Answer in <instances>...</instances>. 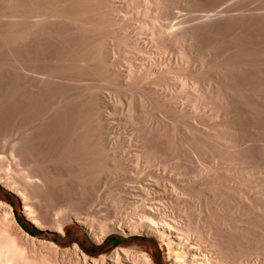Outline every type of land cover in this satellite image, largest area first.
Instances as JSON below:
<instances>
[{"label":"rangeland","instance_id":"obj_1","mask_svg":"<svg viewBox=\"0 0 264 264\" xmlns=\"http://www.w3.org/2000/svg\"><path fill=\"white\" fill-rule=\"evenodd\" d=\"M28 1L31 3L44 4L42 0ZM111 1L112 2L109 0L111 5L112 3L114 4L112 5L114 6L113 8L117 7V9L110 10V13H113H111V15L108 14V16L109 18L112 16L110 19H113V21L117 18L116 21H119L120 24L114 25L115 27L111 25L108 26V35H112L110 39H112L113 42L110 39H108L109 42L106 40L104 53L109 49L106 52L109 58L106 57V59L109 62L113 59L112 61H116V64L111 62L112 64L110 63L111 65H108L110 68L108 66L107 68L111 72L119 73L118 75L108 72V69L106 70L108 73H106L104 70L106 67H103V72L100 73V71H98L99 69H97L99 66H96V62H99L94 59L92 62L91 60L89 61L92 68L89 67L90 65H87L88 68L86 65H80V67L73 62L74 59L72 58H75L77 53L78 55L79 52L83 54L84 50V54H88L86 48V43H88V41L86 42V40L88 39L91 41L90 37L93 35H90V32L85 33V31H83L85 34L84 36L81 32L82 30L80 31L74 24L72 26V23L68 21L59 20L61 22L59 23V21L50 20L52 22L49 21L50 23L44 24V28H42L43 31L40 29L32 33L34 36H28L27 39L29 37L31 38L28 39L29 42H26L27 39H23L18 43L16 42L15 44L17 46L13 44L14 46L10 45L9 47L1 43L0 133H2V130L5 131L4 129H11V127L12 129L29 128L25 129L27 134L23 137L25 140L22 139L19 142L20 145H18V149H20L18 150V155H12L9 152L10 149L8 147L10 143H8V139L7 141L3 140L5 141L4 144L0 142V158L4 162L1 166L2 168L0 167V200L6 201L9 204L11 202L12 205H10L13 208L14 217L18 224L22 222L29 229H34V227L37 228L39 232L32 236L40 240L53 241L56 243L59 249L63 251L62 255L65 257V260L73 257L74 252L72 249L73 245L76 243L88 257H98L103 253L108 254L114 247L121 245L150 252L156 264H170L167 255V246L162 240L153 234H146L143 232L136 231L135 233L131 232L130 234H125L119 230H109L108 224H110L111 220L114 221L115 218L112 215L109 217L105 216L107 215L105 213L109 215L111 212V200L114 199L115 196L126 193L125 188L127 187L126 183L128 180L130 181L132 178L131 182H135V184H133V186H135L137 184L136 181L139 183L140 181L143 182L151 180V178H156L157 180L159 179L158 182L156 181L159 184V187L156 186V189L165 193L167 197L166 200H169L168 202L171 201L174 210L176 209L174 214L175 216L177 215V219L181 217L180 214L182 213L178 212V214H176L177 211L188 209L189 211L185 210V212L188 211L189 215H191L189 219H194L196 221L199 219L198 217L204 216L205 220L204 217L200 218V220L202 219L203 223H206L205 227L213 224L210 228L216 230H213L210 235L207 233V235L202 234L207 237L203 238L202 236V239H207V241L201 239V249H203V243L206 246L210 242L211 236L215 233L214 235L216 237H213H222L221 239H216L220 243L219 246L221 245L226 251L229 250L227 252H231L230 254H234L244 260L243 264H264V184H262L264 183V0H160V5L161 3L163 5H159L160 7L155 5L156 8L153 7L154 0H143L144 2L141 0H136V2L134 0L132 2L131 0ZM148 1L150 5L153 3L152 6L149 5L147 7L146 2ZM0 2H2V0H0ZM4 2L3 0L1 4ZM1 4L0 10L1 8L5 9L6 4H4L5 6ZM144 4L148 8L145 7L147 10L142 9L144 8ZM163 6L165 7L164 9H162ZM139 7L142 10L138 9ZM0 23V32L3 30L5 31L10 24L7 20L4 21L3 18L0 19ZM168 25L169 27L171 26L169 29L168 27L166 28ZM151 27L154 28V33L155 31L158 33H151V30L153 31ZM163 28L165 30L168 29L167 31L170 34L167 33V31L163 32ZM109 29L111 31H109ZM161 29H163L162 32L164 35L162 33L159 34ZM63 30H67L68 32ZM123 33L127 40L125 43L119 42L120 38H118L121 35L123 36ZM61 35H63V37ZM152 35L154 37H152ZM160 35L163 36L161 37ZM173 35L175 37H173ZM159 37L161 40L158 39ZM37 38H39V40ZM83 38H85L84 42H82ZM33 41L36 42L33 43ZM80 43L83 45V50L81 49ZM2 46L4 47L2 48ZM75 46L77 47L75 48ZM179 52H181L182 55H180ZM111 53H114V55ZM17 56L19 57L17 58ZM180 56H184L185 58H180ZM68 57L72 58L69 60ZM179 59H182V61L183 59L185 60L182 62ZM179 61L183 64L181 65ZM18 63L23 64V66L26 65V70H20L17 67ZM150 63L153 66L154 64L157 65V67L154 66L157 69L152 66L156 71L154 76L145 78L142 82H134L133 84L130 83L131 81L128 82L126 79V82V80L123 79V77L126 78L128 75L131 69L130 67H135V70L143 71ZM177 64L180 66L179 70ZM183 65L184 67L186 66L185 68L187 69H184ZM142 66L143 69H140ZM76 67L78 68L77 70H75ZM160 69L161 71L158 72ZM167 69L170 71L167 72ZM33 70L35 72H33ZM88 70L92 72L90 73ZM162 70H164L166 74ZM180 70H185L187 74L185 71ZM40 71L51 72L55 74V76L46 77L45 73H43L45 76L43 74L40 75L41 73L37 74ZM66 71L68 72L67 75ZM58 72H60V74ZM69 72L70 74L74 73V75L71 74V76ZM161 72L162 78L166 79L165 82H163L161 81L163 79L160 78L161 75L160 77L157 76L159 77L158 79H161L160 82H162L158 84L160 82H158L159 80L155 78V76ZM57 73L59 74V78L57 77L58 79L55 78L56 75H58ZM99 73L103 74L104 78L106 76V80L102 77L103 75ZM114 74L116 75L115 77ZM63 75L68 78H63ZM181 75L190 76L189 78L186 76V84L183 83L184 79ZM41 76L43 78H41ZM177 76H181L180 79H182L183 86L181 85L182 83H179L180 80H178L179 78ZM69 77L71 79L78 78L71 80ZM153 78H155L154 81H152ZM86 84L88 86L96 84L101 86L98 87V85H96V88L93 87V89L87 91L86 88H83L87 86ZM98 88L99 91H95L98 90ZM60 89L63 90V92H61ZM83 89L87 91V93L92 91L93 94L89 92L88 95ZM168 93L169 96L167 100L171 101L165 102V96L168 95ZM201 94L202 96H200ZM92 96L94 97L92 98ZM95 97L101 99L98 100ZM95 99L98 100V102L104 101L101 102L103 104L99 102L102 105V109L98 108L97 110L95 106H92L97 105ZM159 99L164 102L165 105H162L163 103L159 101ZM167 103L172 106L169 107V105H166ZM177 106L179 108H177ZM163 108L166 109V112H164L165 110ZM93 109L94 111L97 110V112L103 110L98 112L99 115L101 112L103 114V116L100 115L103 117L100 125L96 123L95 120L92 121V119H94L91 117L92 114L97 113L96 111L92 112ZM181 109L183 110L182 112ZM87 112L91 113V116H89ZM84 116L86 117L85 120ZM89 122L92 124H87ZM93 122L96 123L97 126H95V124L93 125ZM87 125L93 126V131L91 126H88L87 129L81 128ZM222 126H224V128ZM89 127L91 129L88 130ZM77 129L78 135L76 134ZM80 130H83V133L88 130L89 134H93L90 135V140H92V142L95 139H97V142H100L98 139L104 138L101 141L104 147L109 144L106 148H114V150H116V156L114 155V158L116 157L115 160L117 162L114 160L112 161H114L116 165L119 164L120 166H118L120 169L119 167L117 170L114 169L115 167H111L114 170L111 168L107 169V171H105L107 174H103L105 177L102 175L100 178L102 183L98 181L101 186L97 185V182H92L91 184L89 183L91 187H88L89 184L83 187L75 178L74 180H76V182H74L73 176H71L75 164L71 160L72 154L69 153L71 152V149H69L71 147L68 148L64 145L66 143L68 144L66 141L71 140L72 136L77 135L76 137H78L79 134H81ZM73 132H75V134ZM96 135L97 138L95 137ZM92 137L94 139H91ZM223 137L226 138L224 140H229L233 143L230 149L228 148L230 145L224 144V140L221 139ZM72 139H75V137ZM80 139H78V141H80ZM167 140L171 143L167 142ZM208 140L210 142H208ZM221 140L223 142L220 143ZM180 142L182 143L180 144ZM110 143L114 146L111 147ZM140 144L143 147H140ZM168 145L171 146L169 147ZM192 146L195 148H192ZM236 146L238 148H236ZM65 147L67 150L64 149ZM138 147H140V150ZM143 148H145V150ZM223 148L228 150H223ZM190 149H192V151ZM142 150H144L146 155ZM149 150L150 152H154H151L150 158L148 156ZM115 153L113 152V154ZM192 153L193 155H191ZM228 155L230 157L233 155V160L228 164L230 165L233 163L232 165L234 167L223 162V157H228ZM59 156H62V158ZM148 159H151V162H148ZM152 159L154 160L152 161ZM28 161L32 163L33 161L35 162L33 167H29L26 164ZM146 162H148V164H153H150L152 170L150 165L148 166ZM247 164L250 167L248 169L251 171H258L256 173L254 172L255 176L250 170V174L242 173L243 171L245 172L244 169H247ZM154 165H158V168ZM144 166H148L150 170L148 167L146 170ZM238 166L242 169L239 170ZM254 167H256V169H254ZM29 168H31L30 171ZM153 168L158 170L159 173ZM206 168H211L214 171L208 170L207 173L203 171L205 174H200V171ZM260 168L262 169L261 172H259L261 170ZM33 169L42 176H45V182L38 183L34 181L35 178H32L33 182L26 180V178L28 179L26 174H30ZM108 170H110L109 173ZM148 170L152 172L150 173ZM146 171L148 173L147 175ZM209 173L211 174L209 175ZM64 178L65 180H63ZM232 178L233 182L236 178L237 182L240 184L234 182L233 185ZM29 179L31 180V178ZM60 179H62V182ZM104 180L106 183H104ZM214 181H217V184ZM131 182H128V184L130 183L128 185L129 188L130 185H132ZM181 183H186L184 184L186 187H182L183 185ZM172 184L177 190L174 187L172 188ZM235 184H238L236 188L240 189L242 187L241 190H244V196H241L236 192L237 190H234ZM194 185H197L196 187L199 185V187L196 188ZM230 185L232 186L230 189L231 191L228 190ZM94 186H96L97 189ZM100 187L102 189H100ZM224 187L227 188L226 191ZM192 189H194V191L196 190V192ZM88 191L90 194L93 192L91 196ZM93 194L94 196H96L95 194L98 195L100 202L97 201L95 208L93 206L90 211V208H88V210L86 205H88V202L91 200L90 197L92 198ZM56 195H58V197ZM23 196L31 206L33 205V214L35 215L38 225L34 224L30 218H28L27 214H25L22 208ZM103 196L104 198H102ZM84 197L87 198L85 199ZM244 197H246L248 201ZM204 198L205 200L208 198V200L212 201L211 208H213V210L210 209V211L211 213L213 211V215L209 213V210L202 208L206 207L208 209L204 202L205 200H203ZM64 201H67L68 204L71 205L70 207H73L69 209H76L75 211H78L80 214H84L86 210L89 212L86 211L89 219L87 218L88 221H85L92 225L94 230L93 233L90 231L91 226L88 225V223L79 222L77 220L66 222L63 226V232H58V230L55 229L53 226L54 221H56V218H61V211L63 212L61 209H56V206L59 204L61 205ZM182 207L185 208L183 209ZM96 208L98 211L100 210V212H98ZM56 210H58V212ZM106 210L109 211L107 212ZM91 214L93 215L90 216ZM182 214H184V212ZM196 214L198 217H196ZM209 215L211 218L207 217ZM103 221L108 227L105 226ZM225 221H229V224ZM232 224L234 225L233 227ZM227 225H230L232 228ZM216 232L220 235L223 234V236H219ZM117 237H123L124 240L116 244L115 241ZM193 237L194 235H192V241L195 239ZM202 241L204 242L202 243ZM34 244L36 248L41 246V244L39 245L38 243ZM202 251L206 252L204 249Z\"/></svg>","mask_w":264,"mask_h":264},{"label":"bare ground","instance_id":"obj_2","mask_svg":"<svg viewBox=\"0 0 264 264\" xmlns=\"http://www.w3.org/2000/svg\"><path fill=\"white\" fill-rule=\"evenodd\" d=\"M5 2L3 3V4H1L2 2H3V0H2V2H0V4L1 5H4V4H6V8L5 9H2L1 8V10H0V19H4V21L5 20H7L10 24L7 26V28H6V30L4 31H1L0 32V45H2V44H4V45H8L9 47H10V45H12V46H14L13 44H15L16 42L18 43L19 41H22L23 39H27V37L28 36H31V35H33L34 36V34H32V33H34V32H37L38 30H40V29H42V28H44L43 26H44V24H46V23H50V22H52V21H50V20H54V21H56V22H58L59 20L61 21H68L69 23L71 22L72 23V26H73V24L84 34V32L83 31H85V33L86 32H90L89 34L90 35H93L92 37H90V39H91V41L90 40H86V42L88 41V43H86L87 45H86V48H87V52H88V54H84L85 52H84V50H83V45H81V43H80V46L82 47L81 49L83 50V54H82V52H79V55H78V53L76 54V57L74 58H72V57H68L69 58V60L72 58V59H74V60H76V61H74L73 60V62H75L77 65H81V66H83V65H90L89 63V61L91 60V62H92V60L94 59V60H97L99 63H97L96 61V66H99L97 69H99L98 71H100V73L101 72H103V67H106V69L104 68V70H105V72H106V70L108 69L107 68V66L111 63V62H113L112 60H111V62H109V61H107V59H106V57H108L107 56V54H106V52L109 50V49H107V47H106V52L104 53V49H105V42H106V40L108 41V39H110V36H112V35H108V26H114V25H116V24H120L119 23V21H116L117 20V18H116V20H114L113 21V19H110L112 16H110V18H109V16H108V14H110L111 15V13H113V12H111L110 13V10L112 11V9H114V10H116L117 9V7L116 8H113L114 6H112V5H114L113 3H112V5H111V3L110 2H112L111 0H110V2H109V0H42L43 2H44V4H39V3H31L30 1H28V0H4ZM128 1V0H127ZM133 0H131V2H132ZM135 2H136V0H134ZM139 1V0H138ZM141 1H143V0H141ZM151 1V0H150ZM172 1V0H171ZM229 1V0H228ZM144 2V1H143ZM160 0H154V5H153V7L154 8H156L155 7V5L156 6H158V7H160L161 5H163L162 3H161V5H160ZM110 3V4H109ZM127 3H129V2H127ZM126 3V4H127ZM139 3V2H138ZM152 3V2H151ZM169 3V2H168ZM117 4V3H116ZM141 4H142V2H141ZM146 4H147V7L150 5V3H149V1L148 2H146ZM153 4V3H152ZM152 4L150 5V6H152ZM165 4H166V2H165ZM128 5V4H127ZM160 5V6H159ZM168 5V4H167ZM170 5V4H169ZM144 6V8H142V9H146L147 7H146V5L144 4L143 5ZM3 7V6H2ZM146 7V8H145ZM167 7V6H166ZM165 7L163 6L162 7V9H164ZM137 9V8H136ZM138 9H141L140 7L138 8ZM141 9V10H142ZM148 9V8H147ZM146 9V10H147ZM157 9H159V8H157ZM113 10V11H114ZM167 10V9H166ZM166 10H164V11H166ZM169 10V9H168ZM152 12H154L153 10H151ZM156 11V10H155ZM158 11H160V10H158ZM163 11V12H164ZM115 12V11H114ZM146 12V11H145ZM161 12V11H160ZM168 12V11H167ZM156 13V12H155ZM159 13V12H158ZM89 14V15H88ZM115 14H117V13H115ZM162 14V13H161ZM156 15V14H155ZM114 16V15H113ZM115 16H117V15H115ZM50 21V22H49ZM59 21V23H61ZM1 24V23H0ZM2 24H4V23H2ZM8 24V23H7ZM64 24V23H63ZM67 25V24H66ZM4 26V25H3ZM52 26V25H51ZM69 26V25H68ZM74 26V27H75ZM120 26V25H119ZM165 26V25H164ZM46 27V26H45ZM47 27H49V26H47ZM73 27V28H74ZM75 27V28H76ZM115 27V26H114ZM168 27V29L171 27H169V25L168 26H166V28ZM112 28V27H111ZM152 29H153V31L151 30V33H154V28L153 27H151ZM46 29V28H45ZM51 29V28H50ZM60 29V28H59ZM58 29V30H59ZM106 29H107V31H106ZM114 29V28H113ZM164 29V28H163ZM163 29H161V31L159 32V34H163V32L164 31H167V30H163ZM49 30V29H48ZM52 30V29H51ZM57 30V31H58ZM115 30V29H114ZM155 30H156V28H155ZM158 30V29H157ZM162 30H163V32H162ZM41 31H43V29L41 30ZM55 31V30H54ZM61 31H62V29H61ZM63 31H67V30H63ZM74 31V30H73ZM77 31V30H76ZM75 31V32H76ZM109 31H111L110 29H109ZM159 31V30H158ZM68 32V31H67ZM74 32V33H75ZM79 32V31H78ZM170 32H171V29H170ZM172 32H173V29H172ZM40 33V32H39ZM52 33V32H51ZM61 33V32H60ZM82 33H80V34H82ZM155 33H156V31H155ZM154 33V34H155ZM158 33V32H157ZM156 33V34H157ZM167 33H169L168 31H167ZM175 33V32H174ZM173 33V34H174ZM41 34V33H40ZM39 34V35H40ZM62 34H64V33H62ZM166 34V33H165ZM170 34V33H169ZM172 34V33H171ZM72 35V34H71ZM87 35V34H86ZM108 35V36H107ZM114 35V34H113ZM119 35V34H118ZM164 35V34H163ZM163 35H160L161 37L163 36ZM167 35V34H166ZM165 35V36H166ZM176 35L178 36V34H177V32H176ZM36 36V35H35ZM62 37H63V35H61ZM84 36H85V34H84ZM89 36V35H88ZM87 36V37H88ZM115 36H117V35H115ZM122 36V35H121ZM118 37V38H120L119 39V42L121 41V43H125L127 40H126V37L124 36V33H123V36L122 37ZM156 36V35H155ZM32 37V36H31ZM39 37V36H38ZM72 37V36H71ZM109 37V38H108ZM114 37V36H113ZM152 37H154L153 35H152ZM173 37H175L174 35H173ZM30 38V37H29ZM28 38V39H29ZM61 38V37H60ZM86 38V37H85ZM85 38H83L82 39V42H84L85 41ZM156 38V37H155ZM187 38V37H186ZM28 39L26 40V42H29L28 41ZM31 39V38H30ZM38 40H39V38H37ZM75 39V38H74ZM80 39V38H79ZM159 40H161V38L159 37L158 38ZM69 40H70V38H69ZM73 40V39H72ZM110 40H112V39H110ZM117 40V39H116ZM163 40V39H162ZM90 41V42H89ZM157 41V40H156ZM34 42H36V41H33V43ZM47 42V41H46ZM109 42V41H108ZM112 42H113V40H112ZM160 42H162V41H160ZM2 43V44H1ZM21 43V42H20ZM23 43V42H22ZM38 43V42H37ZM43 43V42H42ZM73 43V42H72ZM111 43V42H110ZM28 44V43H27ZM75 44H76V42H75ZM16 45V44H15ZM77 45V44H76ZM79 45V44H78ZM17 46V45H16ZM15 46V47H16ZM108 46V45H107ZM110 46V45H109ZM4 46H2V48H3ZM6 47V46H5ZM73 47V46H72ZM77 46H75V48H76ZM85 47V46H84ZM14 48V47H13ZM16 48H18V47H16ZM19 48H20V46H19ZM109 48V47H108ZM9 49V48H8ZM69 49V48H68ZM111 49H113V48H111ZM16 50V49H15ZM14 50V51H15ZM81 50V51H82ZM114 50V49H113ZM112 50V51H113ZM11 51V50H10ZM67 51V50H66ZM111 51V52H112ZM86 52V53H87ZM114 52V51H113ZM64 53V52H63ZM62 53V54H63ZM74 53V52H73ZM76 53V52H75ZM81 53V54H80ZM110 53V52H109ZM184 53V52H183ZM67 54V53H66ZM111 54H113L114 55V53H111ZM110 54V55H111ZM179 54L180 55H182L181 54V52H179ZM68 55V54H67ZM71 55V54H70ZM106 55V56H105ZM145 55V54H144ZM184 55V54H183ZM63 56V55H62ZM66 56V55H65ZM19 56H17V58H18ZM183 58H185L184 56H182ZM181 56H180V58H182ZM14 58V57H13ZM21 58V57H20ZM19 58V59H20ZM23 58V57H22ZM59 58V57H58ZM62 58V57H61ZM109 58V57H108ZM111 59V58H110ZM110 59H108V60H110ZM16 60V59H15ZM21 60V59H20ZM179 60H181L182 61V59H179ZM185 59H183V61H184ZM18 61V60H17ZM16 61V62H17ZM72 61V60H71ZM181 61H179V62H181ZM182 61V62H183ZM181 62V65L183 64ZM15 63V62H14ZM29 63H31V62H29ZM114 64H116V61L115 62H113ZM65 64H67V63H65ZM99 64V65H98ZM112 64V63H111ZM110 64V65H111ZM113 64V65H114ZM145 64V63H144ZM153 64V63H152ZM34 65V64H33ZM73 65H74V63H73ZM76 65V66H77ZM143 65V64H142ZM184 65H185V63H184ZM184 65H183V67H184ZM26 66V65H25ZM25 66H23V64H20V63H18L17 64V67L20 69V70H23L24 71V69H25ZM35 66V65H34ZM39 66V65H38ZM70 66H71V63H70ZM79 66H77V67H79ZM80 66V67H81ZM92 65H90L89 67H91ZM144 66V65H143ZM143 66H142V68L140 67V69H143ZM153 65H151V63L149 64V66H144V67H146V69L144 70L143 69V71L141 70H135L134 68L135 67H130L128 70H129V73H128V75L126 76V78H124L123 77V79L124 80H128V82L129 81H131L130 83H134V82H142V80L143 79H145V78H149V77H152V76H154V73L156 72L155 71V69H157L156 67H157V65H155L154 64V66H156V67H152ZM177 66H178V64H177ZM16 67V66H15ZM62 67V66H61ZM75 68V70H77L78 68ZM94 67H95V63H94ZM109 68H110V66H108ZM116 67V66H115ZM186 67V66H185ZM184 67V69H187V68H185ZM74 68V67H73ZM86 68V67H85ZM87 68H88V66H87ZM92 68V67H91ZM112 68V67H111ZM137 68V67H136ZM160 68V67H159ZM166 68V67H165ZM174 68H175V66H174ZM178 68V70L180 69V66H178L177 67ZM19 69H17V70H19ZM114 69H116V68H114ZM132 69H134V70H132ZM164 69V68H163ZM183 69V68H182ZM26 70V69H25ZM35 70V69H34ZM33 70V72H35ZM52 70V69H51ZM65 70V69H64ZM74 70V69H73ZM73 70H71V71H73ZM80 70V69H79ZM95 70V69H94ZM109 70V69H108ZM127 70V71H128ZM166 70V69H165ZM27 71H30V70H27ZM83 71V70H82ZM81 71V72H82ZM119 71V70H118ZM117 71V72H118ZM161 71V69L158 71V72H160ZM163 72H165L164 70H162ZM168 71H170V70H168L167 69V72ZM180 71H185V70H180ZM20 72V71H19ZM53 72V71H52ZM61 72V71H60ZM60 72H58L59 74H60ZM62 72H64V71H62ZM88 72H92V71H89L88 70ZM94 72H97V71H94ZM104 72V73H105ZM108 72H111L110 70L108 71ZM108 72H106V73H108ZM186 72V71H185ZM21 73V72H20ZM39 73H41L40 75H42L43 73H45V75H46V77H53V76H55V74H53V73H51V72H43V71H40V72H38L37 74H39ZM57 73V74H58ZM67 71H66V75H67ZM78 73V72H77ZM99 73V74H100ZM111 73H115V74H117L116 72H111ZM127 73V72H126ZM183 73V72H182ZM35 74V73H34ZM59 74L58 75H56V79H58L59 78ZM63 74V73H62ZM61 74V75H62ZM69 74H70V72H69ZM71 74H73L74 75V73H71ZM70 74V75H71ZM98 74V73H97ZM114 74V77L116 76ZM119 74V73H118ZM117 74V75H118ZM162 74V72L161 73H159L158 75H156L155 76V78H159L160 77V75ZM165 74H166V72H165ZM185 74V73H184ZM186 74H187V72H186ZM36 75V74H35ZM44 75V74H43ZM44 75V76H45ZM79 75V74H78ZM90 75V74H89ZM100 75H103V74H100ZM112 75V74H111ZM126 75V74H125ZM164 75V74H163ZM37 76V75H36ZM72 76V75H71ZM70 76V77H71ZM75 76H76V74H75ZM79 76H81V75H79ZM92 76V75H91ZM108 76H109V74H108ZM123 76V75H122ZM157 76H159V77H157ZM182 76V75H181ZM181 76L180 77H178L179 79L178 80H180V82L179 83H182V79H180L181 78ZM186 76H188V78L190 77L189 75H183L182 76V78L184 79L183 80V83H187V81H185V79L187 78ZM45 77V78H46ZM58 77V78H57ZM61 77V76H60ZM63 78H65V79H67L68 77L67 76H62ZM69 77V79H71ZM103 78H104V75L102 76ZM35 78V77H34ZM41 78H43L42 76H41ZM73 78V77H72ZM78 78V77H77ZM77 78H73V79H77ZM108 78V77H107ZM111 78H112V76H111ZM111 78H110V80H111ZM155 78H153V80L152 81H154V79ZM160 78H162V75H161V77ZM165 78V77H164ZM73 79H71V80H73ZM105 80H106V76H105V78H104ZM114 79V78H113ZM116 79V78H115ZM152 79V78H151ZM163 79V78H162ZM166 79V78H165ZM165 79H163V80H161V79H158V80H156V81H158V82H160V80L161 81H163V82H165ZM43 80V79H42ZM50 80V79H49ZM55 80V79H54ZM98 80V79H97ZM96 80V81H97ZM127 80H126V82H127ZM147 80H149V79H147ZM109 81V80H108ZM126 82H124V83H126ZM91 83V82H90ZM123 83V84H124ZM155 83V82H154ZM157 83V82H156ZM162 82H160V83H158V84H161ZM183 83L181 84L182 86H183ZM185 83V84H186ZM93 84V83H92ZM131 84V85H132ZM87 85V84H86ZM85 85V86H86ZM96 85H98V84H96ZM96 85H90V86H86V87H83V88H86V90L88 91V90H90V89H93V87L94 88H96ZM119 85V84H118ZM134 85H136V84H134ZM101 86V85H100ZM99 85H98V87H100ZM130 86V85H129ZM185 86V85H184ZM76 87H78V86H76ZM75 87V88H76ZM125 87H127V86H125ZM132 87V86H131ZM74 88V87H73ZM183 89V88H182ZM76 90V89H75ZM78 90V89H77ZM84 90V89H83ZM95 90V89H94ZM60 91L61 92H63V90H61L60 89ZM69 91V90H68ZM85 91V90H84ZM87 91H85L86 93H87ZM95 91H99V88H98V90H95ZM84 92V93H85ZM90 92V91H89ZM88 92V93H89ZM92 92V91H91ZM90 92V93H91ZM72 93V92H71ZM70 93V94H71ZM75 93H77V92H75ZM87 93V94H88ZM96 93V92H95ZM102 93V92H101ZM164 93V92H163ZM163 93H161V94H163ZM167 93V92H166ZM62 94V93H61ZM70 94H68V95H70ZM92 94H93V92H92ZM161 94H160V96H161ZM68 95H67V97H68ZM75 95H77V94H75ZM89 95V94H88ZM102 95V94H101ZM169 96V93H168V95H166L165 96V102H167V101H169V100H167V97ZM172 96V95H171ZM200 96H202V94L200 95ZM200 96H199V98H200ZM70 97V96H69ZM77 97V96H76ZM94 96H92V98H93ZM159 97V96H158ZM162 97V96H161ZM61 98V97H60ZM95 98H97V97H95ZM171 98H173V97H171ZM170 98V99H171ZM175 98V97H174ZM195 98H197V97H195ZM194 98V99H195ZM198 98V99H199ZM216 98V97H215ZM62 99V98H61ZM63 99H64V97H63ZM89 99V98H88ZM98 99V98H97ZM101 99V98H100ZM100 99H98V100H100ZM161 99V98H160ZM159 99V101H161ZM164 99V98H163ZM60 100V99H59ZM65 100H66V98H65ZM94 100V99H93ZM92 100V101H93ZM98 100H96L95 99V101H97V105H92V106H95L96 108H97V110H98V108L99 109H102L101 108V104H103V103H101L102 101H99L98 102ZM193 100V99H192ZM197 100V99H196ZM195 100V101H196ZM88 101V100H87ZM159 101H157V102H159ZM164 101V100H163ZM171 101V100H170ZM169 101V102H170ZM174 101V100H173ZM194 101V102H195ZM60 102V101H59ZM66 102V101H65ZM89 102V101H88ZM94 102V101H93ZM104 102V101H103ZM162 102V101H161ZM160 102V103H161ZM197 102V101H196ZM99 103V104H98ZM159 103V104H160ZM163 103V104H162ZM161 104L162 105H165L164 104V102H162ZM172 103V102H171ZM170 103V104H171ZM95 104V103H94ZM107 104V103H106ZM57 105H59V104H57ZM61 105V104H60ZM108 105V104H107ZM166 105H169L168 103L166 104ZM104 106V105H103ZM153 106H155V105H153ZM160 106V105H159ZM172 106V105H171ZM170 105H169V107H171ZM86 107V106H85ZM164 107V106H163ZM165 107H167V106H165ZM92 108V107H91ZM104 108V107H103ZM156 108V107H155ZM161 108V107H160ZM177 108H179L178 106H177ZM176 108V109H177ZM182 108V107H181ZM164 109V108H163ZM175 109V108H174ZM97 110H95L96 112H97ZM165 111L164 112H166V109H164ZM170 110V109H169ZM94 111V109L92 110V112ZM94 111V112H95ZM100 111H103V110H100ZM100 111H98V112H100ZM174 111V110H173ZM183 110L181 109V112H182ZM79 112H81V111H79ZM78 112V113H79ZM88 112H90V111H88ZM87 112V113H88ZM94 113V114H92V116L90 115L91 113H88L89 114V116H91L92 118H94V119H92V121L93 120H95V122L96 123H98L99 125H100V123H101V119H103V114H102V112L100 113V115H102V116H100L99 115V113ZM162 112V111H161ZM86 113V114H87ZM163 113V112H162ZM169 113V112H168ZM175 113H178V112H175ZM180 113V112H179ZM174 114V113H173ZM83 115V114H82ZM85 115V114H84ZM177 115V114H176ZM81 116V115H80ZM175 116V115H174ZM102 117V118H101ZM87 118H90V117H87ZM80 119H81V117H80ZM86 119V117L84 116V120ZM76 120H78V119H76ZM165 120V119H164ZM88 121H89V119H88ZM100 121V122H99ZM86 122V121H85ZM91 122H89V123H87V124H90ZM96 123H94L93 122V125L95 124V126H97V124ZM172 123V122H171ZM31 124H33V123H31ZM77 124V123H76ZM82 124V123H81ZM92 124V123H91ZM103 124V123H102ZM163 124H164V122H163ZM84 125V124H83ZM98 125V126H99ZM166 125V124H165ZM13 126V125H12ZM81 126V125H80ZM88 126H91V125H87L86 127L84 126H82L81 128H85V129H87V127ZM158 126V125H157ZM167 126V125H166ZM172 126V125H171ZM18 127V126H17ZM21 127V126H20ZM77 127H79V126H77ZM92 127V131H93V126H91ZM160 127V126H159ZM223 128H224V126H222ZM4 128V127H3ZM23 128V127H22ZM29 128V127H28ZM28 128H25L24 127V129H21V128H14V129H12V127H11V129L9 128H7V129H4L5 131H3L2 130V133H0V140H5V141H7V139L9 140V142L8 143H10L9 144V149H10V153L12 154V155H18V150L20 149H18V145H20L19 144V142L23 139V137L25 136V135H27L26 134V130L25 129H28ZM80 128V127H79ZM78 128V129H79ZM96 128V127H95ZM98 128H100V127H98ZM163 128V127H162ZM166 128V127H165ZM169 128V127H168ZM78 129H77V132H76V134L78 135ZM89 129H91L90 127L88 128V130ZM146 129V128H145ZM153 129V128H152ZM155 129V128H154ZM158 129V128H157ZM88 130H86L87 132H88ZM95 130V129H94ZM98 130V129H97ZM168 130H170V129H168ZM73 131H75V130H73ZM81 131V134H79V138L78 137H76L77 135H75V136H72V138L73 137H75V139H72L71 138V140H69V141H66V142H68V146L65 144L64 146H66V147H71V148H69V149H71V152H69V153H71L72 154V158H71V160H72V162H74V164H75V168H74V171H73V173H72V175L71 176H73V180H74V178L78 181V183L80 184V185H82L83 187L85 186V185H88L89 183L91 184L92 182H97V183H95V184H97V185H100V183L98 182V181H100L101 182V180H100V178H101V176L104 174V173H106L105 171H107V169H110L111 167H115L114 169H116L117 170V168L120 166L119 164H117L116 165V163L114 164V161L115 162H117L116 160H115V158H114V155L116 156V153H115V151L116 150H114V148L112 149V148H106V147H108L109 146V144H108V146H106V147H104V144H102V140L104 139L103 137V139H98V141H100V142H97V139H95L93 142H95V143H93L92 142V140H90V135H93V134H89V132L87 133V132H82L83 130H80ZM80 131H79V133H80ZM85 131V130H84ZM146 131V130H145ZM152 131V130H151ZM160 131H162V130H160ZM95 132V131H94ZM97 132V131H96ZM154 132H156V131H154ZM164 132V131H163ZM162 132V133H163ZM62 133V132H61ZM74 134H75V132H73ZM73 133H71V134H73ZM93 133V132H92ZM98 133H99V131H98ZM151 133V132H150ZM160 133V132H159ZM168 133H169V131H168ZM67 134V133H66ZM73 134V135H74ZM97 134V133H96ZM152 135V134H151ZM161 135V134H160ZM60 136V135H59ZM68 136V135H67ZM99 136H101V135H99ZM208 136V135H207ZM218 136V135H217ZM71 137V136H70ZM96 138H97V135L95 136ZM166 137V136H165ZM227 137V136H226ZM80 139V141H78V139ZM99 138V137H98ZM101 138V137H100ZM147 138V137H146ZM209 138V137H208ZM217 138H219V137H217ZM91 139H94L93 137L91 138ZM142 139V138H141ZM143 139H144V137H143ZM165 139V138H164ZM180 139V138H179ZM215 139V138H214ZM221 139H226V138H221ZM229 139V138H228ZM23 140H25V139H23ZM62 140V139H61ZM90 140V141H89ZM166 140V139H165ZM190 140V139H189ZM194 140V139H193ZM210 140V139H209ZM208 140V142H210ZM216 140V139H215ZM218 140V139H217ZM0 141L1 143H3L4 144V142L5 141ZM180 141V140H179ZM182 141H183V139H182ZM185 141V140H184ZM227 141H229V140H224V144H226V145H230L228 148L230 149L232 146L231 145H233V143L232 142H227ZM60 142V141H59ZM65 142V141H64ZM144 142V141H143ZM142 142V143H143ZM167 142H169L168 140H167ZM173 142H175V141H173ZM189 142V141H188ZM221 142H223L222 140L220 141V143ZM140 143V142H139ZM166 143V142H165ZM169 143H171V142H169ZM182 142H180V144H181ZM186 143V142H185ZM214 143V142H213ZM216 143H217V141H216ZM232 143V144H231ZM235 143V142H234ZM106 144V143H105ZM112 143H110V145H111ZM174 144V143H173ZM173 144H171V145H173ZM191 144H193V143H191ZM204 144V143H203ZM202 144V145H203ZM8 145V144H7ZM63 145V144H62ZM141 145V144H140ZM145 145V144H144ZM170 145V146H171ZM177 145V144H176ZM187 145H189V144H187ZM186 145V146H187ZM200 145V144H199ZM221 145V144H220ZM219 145V146H220ZM235 145V144H234ZM114 146V145H113ZM112 145H111V147H113ZM165 146V145H164ZM169 146V145H168ZM168 146H166V147H168ZM169 146V147H170ZM191 146V145H190ZM23 147V146H22ZM66 147L64 148V149H66ZM140 147H143L142 145L140 146ZM140 147H138V149L140 150ZM222 147V146H221ZM234 147V146H233ZM165 148V147H164ZM191 148V147H190ZM192 148H195V147H193L192 146ZM236 148H238L237 146H236ZM142 149V148H141ZM144 150H145V148H143ZM151 149V148H150ZM198 149V148H197ZM203 149V148H202ZM225 148H223V150H224ZM67 150V149H66ZM112 150H113V152L115 153V154H113V152H112ZM144 150H142L143 152H144ZM153 150H155V149H153ZM191 151H192V149H190ZM225 150H228V149H225ZM233 150V149H232ZM235 150V149H234ZM27 151V150H26ZM193 151H194V149H193ZM200 151H201V149H200ZM30 152V151H29ZM64 152H65V150H64ZM142 152V153H143ZM151 152H153V151H151ZM151 152H150V150H149V154H148V151H147V154H148V156H149V158H150V156H151ZM225 152V151H224ZM227 152V151H226ZM235 152H236V150H235ZM237 152H239V151H237ZM139 153V152H138ZM154 153V152H153ZM229 153V152H228ZM240 153V152H239ZM239 153H238V155H239ZM59 154V153H58ZM62 154V153H61ZM60 154V155H61ZM70 154V155H71ZM140 154H141V152H140ZM144 154H145V152H144ZM5 155V154H4ZM69 155V154H68ZM146 155V154H145ZM191 155H193V153L191 154ZM194 155H195V153H194ZM226 155H227V153H226ZM230 155V154H229ZM228 155V157L226 156V157H223V162H225L227 165H229L228 163H230L231 162V160H233L232 159V157H233V155L230 157ZM1 156H3V155H1ZM11 156V155H10ZM63 156V155H62ZM62 156H59V157H61L62 158ZM225 156V155H224ZM241 156V155H240ZM4 157V156H3ZM13 157V156H12ZM15 157V156H14ZM20 157V156H19ZM146 157V156H145ZM152 157H153V155H152ZM154 157H155V159H156V156H155V154H154ZM189 157H191V156H189ZM198 157V156H197ZM25 158V157H24ZM60 158V159H61ZM68 158H70V157H68ZM147 158V157H146ZM194 158H196V157H194ZM243 158V157H242ZM5 159V158H4ZM27 159V158H26ZM192 159V158H191ZM246 159V158H245ZM31 160V159H30ZM34 160H36V159H34ZM62 160V159H61ZM70 160V161H71ZM107 160H111L110 162L109 161H107ZM112 160H114V161H112ZM145 160H147V159H145ZM154 159H152V161H153ZM188 160H189V158H188ZM238 160H239V158H238ZM247 160V159H246ZM253 160V159H252ZM39 161V160H38ZM151 162V159H148V162ZM156 161V160H155ZM158 161V160H157ZM242 161H243V159H242ZM136 162V161H135ZM135 162H134V164H135ZM148 162H146V164H148ZM191 162V161H190ZM222 162V163H223ZM232 162H234V161H232ZM244 162H246V161H244ZM244 162H243V164H244ZM3 160L0 158V167L3 165ZM24 163V162H23ZM112 163V164H111ZM119 163V162H118ZM154 163V162H153ZM258 163V162H257ZM29 167H33V165L35 164V162L33 161V163L32 162H27L26 163ZM69 164V163H68ZM150 164H152V163H150ZM150 164H148V166L150 165ZM155 164V163H154ZM224 164V163H223ZM225 164V165H226ZM233 163H231L229 166H231ZM238 164V163H237ZM242 164V163H241ZM251 164V163H250ZM256 164V163H255ZM119 165V166H118ZM144 165V164H143ZM153 165V164H152ZM235 165V164H234ZM239 165V164H238ZM257 165V164H256ZM40 166V165H39ZM73 166V165H72ZM135 166L137 167V165L135 164ZM147 166V167H148ZM154 166H156V168H158V165H154ZM153 166V167H154ZM229 166H228V168H229ZM242 166V165H241ZM247 169H244L245 170V172L243 171L242 172V170H241V172L242 173H245V174H247V173H249L251 170L250 169H248V168H250L249 167V165L247 164ZM252 166H254V165H252ZM263 166V165H262ZM25 167V166H24ZM27 167V166H26ZM37 167V166H36ZM144 167H146V166H144ZM143 167V168H144ZM147 167H146V170H147ZM150 167H151V170H152V166L150 165ZM227 167V166H226ZM231 167H234L233 165L231 166ZM236 167V166H235ZM244 167V166H243ZM2 168V167H1ZM149 168V167H148ZM238 168H239V166H238ZM237 168V169H238ZM30 169L31 168H29V171H30ZM111 169H113V168H111ZM113 169V170H114ZM119 169H120V167H119ZM154 170H155V168H153ZM226 169V168H225ZM240 169H242V168H239V170ZM252 169V168H251ZM254 169H256V167H254ZM258 169V168H257ZM261 169V168H260ZM142 170V169H141ZM149 170H150V168H149ZM148 170V171H149ZM153 170V171H154ZM208 170L210 171V170H213V169H211V168H206V169H203L202 171H200V174H205V173H207L208 172ZM227 170V169H226ZM229 170H230V168H229ZM233 170V169H232ZM250 170V171H249ZM26 171H28V170H26ZM143 171V170H142ZM156 172H158V170H155ZM154 171V172H155ZM205 173H204V172ZM214 171V170H213ZM234 171H235V168H234ZM262 171V169L259 171V172H261ZM110 172V170H108V173ZM150 172V171H149ZM152 172V171H151ZM150 172V173H151ZM153 172V173H154ZM203 172V173H202ZM218 172V171H217ZM233 172V171H232ZM251 172H255V171H251ZM250 172V173H251ZM256 172H258V171H256ZM255 172V173H256ZM24 173H26V172H24ZM139 173V172H138ZM159 173V172H158ZM234 173V172H233ZM249 173V174H250ZM255 173H254V176H255ZM107 174V173H106ZM105 174V175H106ZM148 173H147V171H146V175H147ZM157 174V173H156ZM211 173H209V175H210ZM214 174V173H213ZM216 174V173H215ZM244 174V175H245ZM25 175V174H24ZM151 175V174H150ZM155 175V174H154ZM180 175V174H179ZM208 175V174H207ZM218 175V174H217ZM259 175V174H258ZM260 175H262V174H260ZM26 176L28 177V179L26 178V180H28V181H31V182H33V179L35 178V180L34 181H37L38 183H42V182H45V180H46V178H45V176L43 175H41V174H39V173H37L34 169H33V171H31V173L30 174H26ZM107 176V175H106ZM158 176V175H157ZM156 176V177H157ZM202 176V175H201ZM204 176V175H203ZM249 176V175H248ZM25 177V176H24ZM63 177V176H62ZM65 177V176H64ZM67 177V176H66ZM103 177H105L104 175H103ZM102 177V178H103ZM151 177H153V176H151ZM218 177V176H217ZM216 177V178H217ZM261 177V176H260ZM29 178H31V180L29 179ZM33 178V179H32ZM72 178V177H71ZM157 178H159V177H157ZM177 178V177H176ZM211 178H213V177H211ZM210 178V179H211ZM229 178V177H228ZM140 179V178H139ZM154 179H156V178H151V180H146V181H143V182H139L138 183V181H136L137 182V184L135 185V186H133V184H135V182H131L132 181V178H131V180L129 181L128 180V182H131L132 183V185H130V188L128 187V185L130 184H128V182L126 183V185H127V189L125 188V190H126V193H124V194H122V195H119V196H115L114 197V199H112L111 200V212L109 213V215H108V213H105V214H107V215H105L106 217H109V216H114V221H110V224H108L109 225V227L106 225V223H105V226L106 227H108L109 228V230H119L120 232H123V233H131V232H143V233H146V234H153L154 236H156L157 238H159L160 240H162V242L164 243V244H166V246H167V255H168V258H169V261H170V264H243L244 263V260H242V259H240L239 257H237L236 255H234V254H230L231 252H227V251H229V250H225V249H223V247H221V245L219 246V242L217 241L218 239H221L220 237L218 238V236H217V238H215L216 236L213 234L212 236H211V239H210V242L205 246V244L203 243L204 241H202V243H203V245L205 246V248H204V246H203V249L204 250H206V252L204 251H202L203 249H201V239H202V234H208V235H210V233L213 231V230H216V229H212V228H210V226H212V225H207L206 227H205V225H206V223L204 224L203 223V220L201 221L200 220V218H203L202 216L201 217H198V215L196 216V217H198L199 219H197L196 221L194 220H192V219H189L190 218V216L191 215H189V210L188 209H185V210H188V211H186L185 212V210H179V209H177V210H179V211H177V213L176 214H178V212L179 213H183L184 212V214H180L181 215V217L180 218H176V216H175V214H174V212H175V210H174V208H173V205L171 204V201L170 202H168L169 200L167 199L166 200V195H165V193H163V192H160V190H158V189H156V186L157 187H159V184L157 183L158 181H159V179L157 180H154ZM221 179V178H220ZM239 179V178H238ZM62 179H60V181H61ZM63 180H65V178L63 179ZM76 180H74V182H76ZM212 180V179H211ZM215 180V179H214ZM224 180V179H223ZM225 180H227V179H225ZM230 180V179H229ZM240 180V179H239ZM25 181V180H24ZM58 181H59V179H58ZM126 181V180H125ZM135 181V180H134ZM157 181V182H156ZM183 181V180H182ZM185 181V180H184ZM218 181V180H217ZM216 181V182H217ZM62 182V181H61ZM188 182V181H187ZM194 182V181H193ZM192 182V183H193ZM215 182V181H214ZM215 182V183H216ZM225 182V181H224ZM228 182V181H227ZM232 182H233V178H232ZM231 182V183H232ZM235 183H238V184H240L239 182H237V180H236V178H235V181H234ZM234 182H233V185H234ZM53 183V182H52ZM102 183V182H101ZM104 183H106L105 182V180H104ZM103 183V184H104ZM174 183V182H173ZM179 183V182H178ZM177 183V184H178ZM183 183V182H182ZM181 183V184H182ZM189 183V182H188ZM207 183V182H206ZM213 183V182H212ZM219 183V182H218ZM230 183V184H231ZM30 184V183H29ZM90 184L88 185V187H91L90 186ZM94 184V185H95ZM184 184H186V183H184ZM184 184H182L183 186L182 187H186V186H184ZM198 184V183H197ZM217 184V183H216ZM227 184V183H226ZM229 184V183H228ZM238 184H235V191L236 192H238L241 196H244V193H243V191L241 190L242 189V187L239 189V188H236V187H238ZM262 184H264V183H262ZM58 185V184H57ZM78 185V184H77ZM96 185V186H97ZM105 185V184H104ZM104 185H103V188H104ZM190 185V184H189ZM204 185V184H203ZM237 185V186H236ZM260 185H261V183H260ZM82 186H80V187H82ZM93 186V185H92ZM96 186H94V187H96ZM101 186V185H100ZM132 186V187H131ZM172 186V188L174 187V185L172 184L171 185ZM178 186V185H177ZM195 186V185H194ZM197 186V185H196ZM195 186V187H196ZM211 186V185H210ZM227 186V185H226ZM229 186V185H228ZM240 186V185H239ZM59 187V186H58ZM79 187V186H78ZM188 187V186H187ZM198 187H199V185H198ZM198 187H196V188H198ZM202 187V186H201ZM214 187H215V185H214ZM218 187V186H217ZM231 185H230V188H228V190H230L231 189ZM233 187V188H234ZM86 188V187H85ZM175 188V187H174ZM212 188V187H211ZM219 188V187H218ZM57 189V188H56ZM89 189V188H88ZM88 189H86V190H88ZM96 189H97V187H96ZM100 189H102L101 187H100ZM176 189V188H175ZM195 189V188H194ZM194 189H192L193 191H194ZM205 189H206V187H205ZM216 189V188H215ZM83 190H85V189H83ZM94 190V189H93ZM104 190V189H103ZM107 190H108V188H107ZM177 190V189H176ZM187 190H188V188H187ZM186 190V191H187ZM190 190V189H189ZM200 190V189H199ZM214 190V189H213ZM218 190V189H217ZM224 190L226 191L227 190V188H225L224 187ZM246 190V189H245ZM91 191V190H90ZM96 191H99V190H96ZM173 191V190H172ZM185 191V192H186ZM192 191V192H193ZM198 191V190H197ZM202 191V190H201ZM231 191V190H230ZM229 191V192H230ZM60 192H61V190H60ZM104 192V191H103ZM110 192V191H109ZM108 192V193H109ZM165 192V191H164ZM176 192V191H175ZM183 192V191H182ZM181 192V193H182ZM188 192V191H187ZM187 192H186V194H187ZM194 192H196V190L194 191ZM198 192H200V191H198ZM197 192V193H198ZM203 192V191H202ZM211 192V191H210ZM223 192V191H222ZM88 193H89V195L91 196V194L93 193V192H91V194H90V192L88 191ZM96 193V192H95ZM101 193V192H100ZM118 193H120V192H118ZM122 193V192H121ZM176 193H178V192H176ZM197 193H195L196 195H198ZM228 193V192H227ZM237 193V194H238ZM34 194V193H33ZM86 194H87V191H86ZM98 194V193H97ZM97 194H95L96 196H94V194L92 195L93 197L91 198L90 197V201L88 202V205H86L87 207V209L88 208H90V211H91V208H93V206H94V208H95V204H97V201H99L100 199L98 198V195ZM189 194H190V192H189ZM194 194V193H193ZM211 194V193H210ZM233 194V193H232ZM247 194V193H246ZM245 194V195H246ZM69 195V194H68ZM71 195V194H70ZM79 195V194H78ZM101 195H103V194H101ZM179 195V194H178ZM183 195V194H182ZM201 195V194H200ZM25 196V195H24ZM23 196V197H24ZM57 197H58V195H56ZM63 196V195H62ZM73 196V195H72ZM189 196V195H188ZM204 196H206V195H204ZM208 196V195H207ZM218 196V195H217ZM229 196V195H228ZM235 196V195H234ZM240 196V197H241ZM52 197V196H51ZM67 197H69V196H67ZM89 197V196H88ZM100 197V196H99ZM113 197V196H112ZM111 197V198H112ZM187 197V196H186ZM199 197V196H198ZM197 197V198H198ZM236 197H238V196H236ZM247 197V196H246ZM246 197H244V198H246ZM82 198H83V195H82ZM85 198V197H84ZM87 198V197H86ZM85 198V199H86ZM102 198H104V196L102 197ZM106 198V197H105ZM185 198V197H184ZM195 198V197H194ZM209 198V197H208ZM208 198H206L207 200H205V198L203 199V200H205L204 202H205V204L207 205V207H208V209L206 208V207H202V208H205L206 210H209L210 211V209H212L213 210V208H211L212 206H211V202L212 201H210V200H208ZM221 198V197H220ZM250 198V197H249ZM23 199V201H22V203H23V210H24V212H25V214H27V216H28V218H30V220L34 223V224H36V225H38V223H37V221H36V218H35V215L33 214V210L34 209H32L33 207V205L31 206V204L27 201V199H25V197L24 198H22ZM69 199V198H68ZM75 199H77V198H75ZM84 199V200H85ZM89 199V198H88ZM222 199V198H221ZM242 199H243V197H242ZM247 199V198H246ZM245 199V200H246ZM55 200V199H54ZM53 200V201H54ZM56 200H57V198H56ZM65 200V199H64ZM79 200V199H78ZM84 200H82V201H84ZM102 200V199H101ZM104 200H106V199H104ZM110 200V199H109ZM238 200V199H237ZM244 200V201H245ZM30 201V200H29ZM218 201V200H217ZM247 201H248V199H247ZM62 202V201H61ZM72 202V201H71ZM86 202H87V200H86ZM100 202V201H99ZM98 202V203H99ZM105 202V201H104ZM103 202V203H104ZM108 202V201H107ZM58 203V202H57ZM56 203V204H57ZM110 203V202H109ZM64 204V205H63ZM83 204V203H82ZM99 204H101V203H99ZM98 204V205H99ZM204 204V203H203ZM204 204V205H205ZM220 204V203H219ZM81 205V204H80ZM102 205V204H101ZM203 205V206H204ZM205 205V206H206ZM214 205V204H213ZM218 205V204H217ZM71 205L70 204H68V202L67 201H64V203H62L61 205L59 204L58 206H56V209H61V210H63V212L61 211V213H62V216H61V218L59 217L58 219L56 218V221H54V224H53V226L55 227V229L56 230H58V232H63V226H64V224L67 222H71L72 220H77V221H79V222H86V223H88L87 221V218H88V213L86 212V211H84L85 213L84 214H80L78 211H75L76 209H69V208H73V207H70ZM77 206V205H76ZM75 206V207H76ZM102 206H104V205H102ZM101 206V207H102ZM186 206V205H185ZM258 206V205H257ZM260 207V206H259ZM77 208V207H76ZM97 208H99V207H97ZM97 208H96V210H97ZM104 208V207H103ZM106 208H107V206H106ZM180 208V207H179ZM183 208V207H182ZM185 208V207H184ZM183 208V209H184ZM261 208V207H260ZM82 209V208H81ZM100 209H102V208H100ZM58 210H56L57 212H58ZM85 210V209H84ZM89 210V209H88ZM94 210V209H93ZM109 210H110V208H109ZM108 210V211H109ZM203 210V209H202ZM98 211V210H97ZM102 211V210H101ZM107 211V210H106ZM107 211V212H108ZM93 212H95V211H93ZM98 212H100V210L98 211ZM97 212V213H98ZM103 212V211H102ZM101 212V213H102ZM188 212V213H187ZM208 212V211H207ZM96 213V212H95ZM209 213H211V211L209 212ZM198 214H200V213H198ZM212 215H213V211H212V213H211ZM210 214V215H211ZM57 215V214H56ZM93 214H91L90 216H92ZM96 215V214H95ZM98 215H99V213H98ZM104 215V214H103ZM179 215V216H180ZM182 215H184V216H182ZM208 215V214H207ZM210 215L209 216H207L208 218L210 217ZM212 215H211V217H212ZM200 216V215H199ZM195 217V218H196ZM210 217V218H211ZM113 218V217H112ZM193 218V217H192ZM207 218V219H208ZM89 219V218H88ZM103 219H104V217H103ZM105 219H107V218H105ZM183 219H185V220H183ZM85 220H87V221H85ZM190 220H192V221H190ZM204 220H205V217H204ZM235 220V219H234ZM240 221V220H239ZM238 221V222H239ZM204 222H206V221H204ZM208 222V221H207ZM225 222H228V224H229V221H225ZM208 224H209V222H208ZM211 224V223H210ZM225 224V223H224ZM230 224H231V222H230ZM88 225H90L91 226V232L93 233L94 232V230H93V228H92V225L91 224H89L88 223ZM228 226V225H227ZM234 225L232 224V227H233ZM228 227H230V228H232L230 225L228 226ZM90 228V227H89ZM107 228V229H108ZM216 228V227H215ZM237 228V227H236ZM212 229V230H211ZM217 233V232H216ZM96 234V233H95ZM206 234V235H207ZM217 234H219V233H217ZM192 235H194V237L193 238H195V239H193L194 241H192ZM94 236V235H93ZM213 236H215V237H213ZM219 236H223V234L222 235H220L219 234ZM96 237V236H95ZM204 237H206V236H203V238ZM210 237V236H209ZM97 238V237H96ZM207 238V237H206ZM217 239V240H216ZM202 240H206L207 241V239H202ZM220 241H222V240H220ZM34 243H38L39 245L41 244V246L38 248H36L34 245ZM34 244V245H33ZM225 245V244H224ZM227 245H229V244H227ZM226 248H228V247H226ZM243 249V248H242ZM73 252H74V254H73V257H70V258H67L66 260H65V257H63V255H62V250L61 249H59V247H58V245L56 244V243H54L53 241H45V240H40V239H38L37 237H35V236H32V235H29L24 229H22V227L17 223V221H16V219H15V217H14V213H13V208H12V206L8 203V202H6V201H2V200H0V264H156V262H155V259H154V257H153V255L150 253V252H148V251H146V250H143V249H138V248H133V247H129V246H121V245H119V246H116V247H114L112 250H111V252L110 253H108V254H100L98 257H88L87 256V254L75 243L74 245H73ZM247 262V261H246ZM250 264H253V263H250Z\"/></svg>","mask_w":264,"mask_h":264},{"label":"trees","instance_id":"obj_3","mask_svg":"<svg viewBox=\"0 0 264 264\" xmlns=\"http://www.w3.org/2000/svg\"><path fill=\"white\" fill-rule=\"evenodd\" d=\"M10 204H11V202H10ZM19 224L30 235H35L37 232H39L37 229H29V228H27L22 222H19ZM123 240H124L123 237H117L115 243L117 244V243H119V242H121Z\"/></svg>","mask_w":264,"mask_h":264},{"label":"water","instance_id":"obj_4","mask_svg":"<svg viewBox=\"0 0 264 264\" xmlns=\"http://www.w3.org/2000/svg\"><path fill=\"white\" fill-rule=\"evenodd\" d=\"M34 229H37L36 227H34Z\"/></svg>","mask_w":264,"mask_h":264}]
</instances>
